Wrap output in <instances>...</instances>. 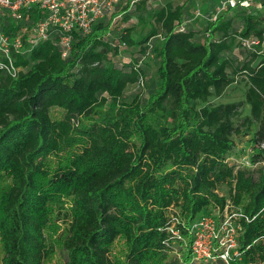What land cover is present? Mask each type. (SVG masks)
<instances>
[{
	"label": "trees",
	"instance_id": "obj_1",
	"mask_svg": "<svg viewBox=\"0 0 264 264\" xmlns=\"http://www.w3.org/2000/svg\"><path fill=\"white\" fill-rule=\"evenodd\" d=\"M232 10L240 23L222 11L202 41L182 25L183 4L167 2L144 34L127 27L111 39L112 12L75 33L65 57L50 38L26 55L11 48L21 70L0 74V264H44L54 251L46 229L59 220L65 264H264V50L244 61L231 55L239 36L262 41L264 22ZM28 13L29 23L41 16L36 7ZM22 24L5 15L1 29L26 43ZM125 46L137 55L113 61ZM146 56L157 59L155 90L126 101V86L144 79ZM238 77L248 114L241 101L206 103ZM246 134L257 164L228 162L233 136ZM226 204L242 215L238 255L197 263L187 227ZM118 237L122 255L112 251Z\"/></svg>",
	"mask_w": 264,
	"mask_h": 264
},
{
	"label": "built area",
	"instance_id": "obj_2",
	"mask_svg": "<svg viewBox=\"0 0 264 264\" xmlns=\"http://www.w3.org/2000/svg\"><path fill=\"white\" fill-rule=\"evenodd\" d=\"M121 0H0V74L8 73L12 76L21 70L16 66L11 55V48L22 55L29 53L41 40L51 39L59 48L61 56L69 54L74 34L88 33L92 26L110 15ZM133 2L137 0H132ZM36 7L41 16L29 23L28 10ZM247 9L261 16L264 22V0H221L220 9ZM198 12L195 14V16ZM5 15L13 20L23 22L20 31L27 33L26 43L20 34L10 37L2 28ZM208 21L215 19L216 14L208 16ZM27 21V22H26ZM179 29H183L181 25ZM160 37V34H157ZM261 38L257 35L247 37L239 36V45L247 51L261 53L264 50V29ZM124 46V43L121 44ZM261 146H263L261 144ZM252 151V150H251ZM226 160L237 166L250 167L252 163L249 153L236 157L230 154ZM220 212V211H219ZM217 221L210 213L200 214L187 229L191 235L190 249L195 260L216 261L228 263L231 256L238 255L236 250L237 234L240 230L238 220L240 212L229 209L228 204L220 212ZM247 219V217H245ZM177 217L172 218V222ZM174 235L180 237L178 230H172Z\"/></svg>",
	"mask_w": 264,
	"mask_h": 264
},
{
	"label": "rangeland",
	"instance_id": "obj_3",
	"mask_svg": "<svg viewBox=\"0 0 264 264\" xmlns=\"http://www.w3.org/2000/svg\"><path fill=\"white\" fill-rule=\"evenodd\" d=\"M122 5V4H120ZM120 5L115 7V11L105 19V22L108 21L110 32L108 36L113 39L117 37V35L121 32H124L125 28L127 27L132 28V35L136 36L138 33H145L149 29V23H147V16H141L140 14H136V10L133 9L127 10V2L123 4L121 8ZM121 11V15L115 17V15ZM234 16L235 24L240 23L241 17L240 14L236 12V10H231L229 13L225 14ZM182 25L187 28L186 26L190 25L188 22L183 21ZM192 26V25H191ZM205 25H200L196 27L194 31L195 39L202 41L204 38L205 33ZM114 36V37H113ZM116 39V38H115ZM114 40V39H113ZM116 41V40H115ZM135 47H121L117 55L112 57V60L115 62H127L132 56H136L137 52H135ZM231 55L237 57L239 60L244 61L249 57L248 51L243 49L235 40L232 44ZM255 62V61H254ZM156 64L157 59L153 56H146L143 59L142 68H143V77L142 81L138 83L129 84L126 86L123 99L126 101H130L136 94L140 93L143 98H147V96L155 90L156 87ZM246 89L245 81L238 77L235 81L229 84L222 94L218 97L211 95L208 97L206 103L209 104H217V103H224V102H231V101H241L242 104L240 105V112L241 116L248 114L249 108L248 105L243 101L244 100V91ZM58 111L56 109L52 110V115H56ZM82 123H87L88 119H81ZM235 140V152L231 153L234 154L236 157L243 155L244 153H251V150L255 149L252 147V141L250 134L242 135V136H233ZM6 180H0V186L4 185ZM227 186L220 185L217 189V192L221 195H227ZM207 213L212 214L217 221L220 220V212L219 209L215 207V205H210L208 207ZM190 225V224H189ZM65 224L61 222V220L54 222L46 229V234L49 239L54 244V251L50 254V256L45 260L44 264H65L67 259V253L62 248V238L65 234ZM191 236V235H190ZM186 239L184 238L183 242ZM178 244H175L177 247ZM112 251L117 255H122L125 251V244L122 237H118L114 243L112 244ZM1 254V253H0ZM193 259V258H192ZM197 263H207L208 261L204 260H195ZM211 263V262H209ZM213 263V262H212Z\"/></svg>",
	"mask_w": 264,
	"mask_h": 264
},
{
	"label": "crops",
	"instance_id": "obj_4",
	"mask_svg": "<svg viewBox=\"0 0 264 264\" xmlns=\"http://www.w3.org/2000/svg\"><path fill=\"white\" fill-rule=\"evenodd\" d=\"M127 2V10H136V14L141 16H147V19L151 13L163 6L165 3L170 2L173 5L183 4L182 22L186 21L190 25L187 28L194 30L200 25H205L208 22V16L216 14L218 16L222 11H226L225 14L229 13L232 9H220L221 0H121L119 8ZM115 11V10H114ZM198 14L195 16V14ZM119 11L115 17L121 15ZM192 25V26H191Z\"/></svg>",
	"mask_w": 264,
	"mask_h": 264
}]
</instances>
